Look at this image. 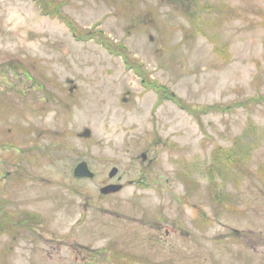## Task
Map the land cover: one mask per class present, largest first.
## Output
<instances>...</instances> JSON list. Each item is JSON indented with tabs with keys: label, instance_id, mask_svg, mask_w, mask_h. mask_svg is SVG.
I'll return each mask as SVG.
<instances>
[{
	"label": "rangeland",
	"instance_id": "obj_1",
	"mask_svg": "<svg viewBox=\"0 0 264 264\" xmlns=\"http://www.w3.org/2000/svg\"><path fill=\"white\" fill-rule=\"evenodd\" d=\"M0 264H264V0H0Z\"/></svg>",
	"mask_w": 264,
	"mask_h": 264
},
{
	"label": "trees",
	"instance_id": "obj_2",
	"mask_svg": "<svg viewBox=\"0 0 264 264\" xmlns=\"http://www.w3.org/2000/svg\"><path fill=\"white\" fill-rule=\"evenodd\" d=\"M41 2H42V0H41ZM43 7H44V8H42L43 13L50 15V16H53V17H56V18H59V19H63L64 22L66 23V25L71 29L73 34L75 36H77L78 38H86L87 36L93 35L92 32H87L86 34L85 33H82V34L77 33L76 27L74 26V24L69 19L64 18L63 16L60 15V12H59L58 7L56 5H52L49 2H43ZM99 41L101 43H103L109 49V51L111 53L121 56L126 63H129L128 58H127V52H126L123 45H120V44H114L113 45L111 43H108V41L103 37H100ZM130 63H132V65L129 67H132L144 80H146L147 73L140 68V65L138 63L134 64L131 61H130ZM147 86L148 87L150 86L153 90H155L157 92V95H158L160 100L161 99H170V100H173L175 102L180 101L179 98L173 92L169 91L165 86L159 85V84L152 82V81H149L147 83ZM178 104L180 105L179 102H178ZM183 107L187 108L186 106H183ZM215 107H217V106H215ZM212 109H214V108L213 107H205L202 110V112L208 113ZM216 109H219V108H216ZM221 110H223V108H221L220 111ZM252 148H254V146L249 147L245 150L243 147H241L239 145V141H236L234 148H231V149H229L227 151H223V152H222V150H220V152L218 151L216 153V155L219 158L220 155L222 157L224 154V158L229 162L228 165H230V164L237 165V164H240V161L247 159L246 156L248 154V151H249V149H252ZM214 159H216V156H214ZM210 169L211 168H208L207 173H208L209 180L212 182L213 173L211 172ZM216 171H219V170H216Z\"/></svg>",
	"mask_w": 264,
	"mask_h": 264
},
{
	"label": "water",
	"instance_id": "obj_3",
	"mask_svg": "<svg viewBox=\"0 0 264 264\" xmlns=\"http://www.w3.org/2000/svg\"><path fill=\"white\" fill-rule=\"evenodd\" d=\"M90 135L89 129H84L80 134L79 137H88ZM117 174V168L112 167L108 172L109 177H114ZM73 175L75 177H85V178H92L94 173L88 168L87 163L85 161H81L76 164L73 169ZM121 189V185H107L105 187L100 188V192L103 194L117 192Z\"/></svg>",
	"mask_w": 264,
	"mask_h": 264
},
{
	"label": "flooded vegetation",
	"instance_id": "obj_4",
	"mask_svg": "<svg viewBox=\"0 0 264 264\" xmlns=\"http://www.w3.org/2000/svg\"><path fill=\"white\" fill-rule=\"evenodd\" d=\"M73 171V170H72ZM108 178H109V181H107L106 183H105V185L104 186H102V187H105V186H107V185H121V184H119L118 182H120V180H121V177H117L115 180H113L114 179V177H109L108 176ZM78 179H87V178H78ZM102 187H100V188H102ZM100 188H99V190H100ZM121 189H122V185H121ZM120 189V190H121ZM119 190V191H120ZM115 193H117V192H111V193H107V194H105V195H113V194H115ZM34 212H26L25 214H26V220H28V217L27 216H31L32 214H33ZM34 215H36V214H34ZM32 217V216H31ZM35 218V217H34ZM30 221H34V220H30Z\"/></svg>",
	"mask_w": 264,
	"mask_h": 264
}]
</instances>
